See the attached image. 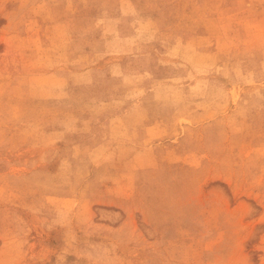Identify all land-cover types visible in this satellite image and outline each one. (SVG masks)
Returning <instances> with one entry per match:
<instances>
[{
	"label": "rangeland",
	"instance_id": "obj_1",
	"mask_svg": "<svg viewBox=\"0 0 264 264\" xmlns=\"http://www.w3.org/2000/svg\"><path fill=\"white\" fill-rule=\"evenodd\" d=\"M0 264H264V0H0Z\"/></svg>",
	"mask_w": 264,
	"mask_h": 264
}]
</instances>
